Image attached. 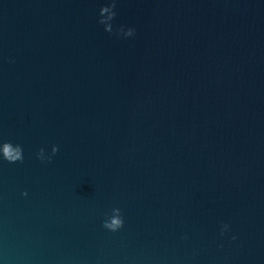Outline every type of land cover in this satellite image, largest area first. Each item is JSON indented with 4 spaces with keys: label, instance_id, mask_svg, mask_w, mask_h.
<instances>
[{
    "label": "water",
    "instance_id": "95a60500",
    "mask_svg": "<svg viewBox=\"0 0 264 264\" xmlns=\"http://www.w3.org/2000/svg\"><path fill=\"white\" fill-rule=\"evenodd\" d=\"M0 264H264V0H0Z\"/></svg>",
    "mask_w": 264,
    "mask_h": 264
},
{
    "label": "clouds",
    "instance_id": "9594fccd",
    "mask_svg": "<svg viewBox=\"0 0 264 264\" xmlns=\"http://www.w3.org/2000/svg\"><path fill=\"white\" fill-rule=\"evenodd\" d=\"M4 158L10 162H15L17 160L23 159V157L20 155L19 152H17L16 155L13 156L10 144L5 145ZM120 224H121V221L114 219L112 225H108V227H116V226H119Z\"/></svg>",
    "mask_w": 264,
    "mask_h": 264
}]
</instances>
